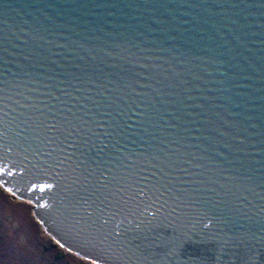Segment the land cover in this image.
Instances as JSON below:
<instances>
[{"label": "water", "instance_id": "water-1", "mask_svg": "<svg viewBox=\"0 0 264 264\" xmlns=\"http://www.w3.org/2000/svg\"><path fill=\"white\" fill-rule=\"evenodd\" d=\"M0 184L97 264L264 248V0H0Z\"/></svg>", "mask_w": 264, "mask_h": 264}, {"label": "rangeland", "instance_id": "rangeland-1", "mask_svg": "<svg viewBox=\"0 0 264 264\" xmlns=\"http://www.w3.org/2000/svg\"><path fill=\"white\" fill-rule=\"evenodd\" d=\"M33 206L0 184V264H97L61 246L38 221Z\"/></svg>", "mask_w": 264, "mask_h": 264}, {"label": "flooded vegetation", "instance_id": "flooded-vegetation-1", "mask_svg": "<svg viewBox=\"0 0 264 264\" xmlns=\"http://www.w3.org/2000/svg\"><path fill=\"white\" fill-rule=\"evenodd\" d=\"M219 231L205 230L195 236L197 242H189L180 250V258L184 264H264V248L254 247L256 242L249 239L230 238L224 241L202 240ZM201 239V240H200ZM247 245V246H245ZM57 247V246H55ZM167 247H162L163 252ZM63 253L60 250V255ZM61 258V257H60Z\"/></svg>", "mask_w": 264, "mask_h": 264}, {"label": "trees", "instance_id": "trees-1", "mask_svg": "<svg viewBox=\"0 0 264 264\" xmlns=\"http://www.w3.org/2000/svg\"><path fill=\"white\" fill-rule=\"evenodd\" d=\"M54 246H56V244H53Z\"/></svg>", "mask_w": 264, "mask_h": 264}]
</instances>
